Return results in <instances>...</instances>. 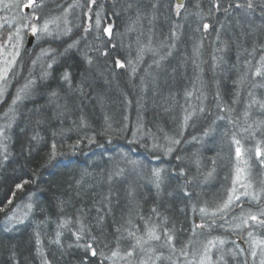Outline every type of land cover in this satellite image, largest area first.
Masks as SVG:
<instances>
[{
	"label": "trees",
	"instance_id": "1",
	"mask_svg": "<svg viewBox=\"0 0 264 264\" xmlns=\"http://www.w3.org/2000/svg\"><path fill=\"white\" fill-rule=\"evenodd\" d=\"M65 2L78 26L44 41L50 66L44 79L35 74L33 96L18 105L0 141V264H152L157 256L181 264L193 260L194 247H203L209 235L228 240L229 254L214 264H249L233 241L239 231L225 229L219 209L225 195L206 209L208 192L195 187L221 159V167L225 159L234 162L235 145L246 154L254 148L253 120L244 112L261 101L258 95L248 101V94L264 81V0H183L179 14L173 0ZM51 7L37 8L38 21ZM92 9L100 24L80 37ZM106 26L111 36L104 35ZM139 27L153 34L155 50L142 61L127 51L138 39L130 31ZM6 28L0 19V38ZM22 51L17 80L31 60ZM87 58L99 64L89 66ZM126 59L140 61L134 72L114 67ZM155 65L160 69L153 77ZM13 90L0 103V118ZM225 130L231 134L226 154ZM256 143L264 160V138ZM257 162L260 177L264 168ZM218 190L213 183L210 191ZM25 204L31 207L24 215L13 212ZM249 205L264 210V194ZM150 228L162 238L133 248L136 238L148 239ZM180 242L190 243L185 254ZM123 249L134 255L125 257Z\"/></svg>",
	"mask_w": 264,
	"mask_h": 264
},
{
	"label": "rangeland",
	"instance_id": "2",
	"mask_svg": "<svg viewBox=\"0 0 264 264\" xmlns=\"http://www.w3.org/2000/svg\"><path fill=\"white\" fill-rule=\"evenodd\" d=\"M59 1L61 2L56 4L54 3V0H34L31 7H25V5L29 4V0H0V4H4V6L6 5V9L4 8L0 10V19L8 28H6L8 33H5V35L0 38V103L4 99L6 92H8V90L10 91L12 87L14 88L13 92L9 95L7 102H4V113L0 118V141L3 139L8 127L11 125L18 105L23 100L33 96L36 89L35 78L40 76L39 78L44 79L45 77L43 72H45V69H47L50 64L49 55L51 52L50 50L43 47L44 41L49 37L60 38L63 35L67 36L72 30L76 28V26H78V20L74 22L70 16L69 9H71V7L69 2H65L66 0ZM47 2L51 3V10L47 14L43 15V18L38 21L36 10L38 7H41V5H44ZM88 2L89 7H92L94 3L95 5H98L100 0H95V2H93V0H88ZM174 4L176 7L177 4L175 2ZM89 12L90 10L85 12V21L80 37L85 33L96 29L100 24V22L97 24L98 14L96 13L95 16L94 9H92L90 13ZM46 22L48 23L47 33L38 32L36 35L32 34L31 25L34 24L39 29L43 28ZM109 27L111 28V26H106L105 28ZM135 29L136 30L130 31V33L135 34L138 32V39H134V41L132 39L129 41L127 51L129 53L133 52L134 57L139 54L141 57L139 55L138 57L141 59L140 61H142L143 55L149 56L155 54V50L150 44V39H153V34L151 35L146 28L143 29L139 27ZM18 30L19 36H17ZM103 33L105 36H108L104 30ZM9 36H11V39H9ZM29 36L32 37V40L29 46H26L27 38ZM70 45L72 47H76L77 44H75L74 40ZM86 46L87 48H90L89 43ZM135 48H137V51H134ZM22 50H26V55L31 57V60L30 64L26 68L27 73H25V75L22 77L20 74L22 79L19 78L17 80V77L15 76L17 74V70H20V52L23 54ZM16 53L19 54L16 55ZM91 61V64L88 63L89 66H95L99 64L96 58L92 59ZM116 61L114 66L115 68H122L124 66V68H128L131 73L135 71L137 66L136 63H140V61L135 62L132 59H126V64L120 62V64L123 65L120 67L117 66ZM14 66L15 68L13 69ZM43 67L44 71L41 70ZM5 69H7L6 72L4 71ZM12 69L13 72H11ZM159 69L160 65H155L154 69L152 70L153 73L151 72L153 77L159 74L157 72ZM35 74L38 76L35 77ZM20 79L21 81H19ZM144 79L141 82V86L143 90H147L144 89L146 88L144 85L147 81ZM250 93L251 94H248V101H251V99L257 95L259 98H261L258 106L255 107L256 109L250 110L248 107L244 112L246 113L247 118L251 117V120H253L251 124L252 126L249 128L250 134L252 137H255L253 138V141L255 142L253 150L247 152L246 154L243 153L239 145H235L233 148L235 156L234 162L225 159V167H221L220 165H224V159H221V164L217 168L212 169L210 173L206 175L207 180L203 181V183H200L195 188L200 192L201 190L208 192V197L205 198L206 200H203V206L205 208L206 206L208 208H211L212 206L214 207V203L219 199H222L224 195L225 202L229 200V197L232 198V202L228 208H223L225 202H222L221 206H219L221 212L223 211L225 214V217H223V219L225 218L223 220L225 222V229L231 228L233 231H239L238 234L234 236L233 241L237 242L238 244L236 249H240V252L243 251L247 254L248 258L246 260L249 262V264H261V260L264 259V245L254 246L253 241H264V224L260 223V220L264 219L262 218L264 216H261V213L264 212V210L255 211L253 208L247 207V205L254 204L259 199L260 194H264V170L259 177L256 166L252 163V161L257 162L260 160V168H264V160H261L263 154L262 150L256 146L257 139L260 141L261 138H264V108L260 107L261 103H264V81L255 84L253 86V91ZM180 108L185 109L183 105H181ZM226 124V129L230 130L229 123ZM228 135H231L230 132L225 130V141H223L225 144V154L229 148L228 145L230 144L229 138H227ZM244 143L246 142L244 141ZM237 148L240 149L239 155H237ZM221 170L225 173L221 174L220 179L216 180V178L219 176L218 173ZM215 182L219 185V190L218 192H211L210 189ZM161 183H163V181H161ZM216 207L218 208V205ZM28 208L29 206L26 204L20 207L17 206L13 212L24 215L26 212L25 209ZM252 215L257 216L258 219L255 221L248 219ZM244 220H247L246 224L243 222ZM145 224L148 225L146 221ZM249 233H251V236ZM209 236L207 240L203 242V247L200 243L194 247L193 254L195 257L193 260H186L181 264H200L201 258L205 256L207 257L205 259V264H214L219 260V258L229 254V249L225 244V242L228 241L227 239L223 240L219 237L210 238ZM221 240L224 241L223 244L219 243ZM209 241H213L215 246L209 245ZM189 245V242L178 243V246H180V254H185L187 246ZM120 251L123 254L126 253V249ZM253 252L256 253L255 256L252 255ZM124 255L125 257L127 256L126 254ZM159 257L160 259L153 260L152 264H176L174 260L172 261L167 256Z\"/></svg>",
	"mask_w": 264,
	"mask_h": 264
},
{
	"label": "snow or ice",
	"instance_id": "3",
	"mask_svg": "<svg viewBox=\"0 0 264 264\" xmlns=\"http://www.w3.org/2000/svg\"><path fill=\"white\" fill-rule=\"evenodd\" d=\"M33 2H34V0H29V4L25 5V7H31V5H32ZM93 2H95V0H93ZM241 6H242V5H239V4L236 5V7H241ZM182 7H183V4H182V3H178V4H177V6H176L177 14H179V10H180V8H182ZM247 7H248V8H252V7H253L252 3L249 2V3L247 4ZM99 22H100L99 19H97V24H99ZM203 27H204L205 29H207V28L209 27V25H208V24H204ZM86 31H87V29H86ZM104 31H105L109 36H111V34H112V30H111L110 27H109V28H105ZM31 32H32L33 35H36L38 32H44V33H47V32H48V23L46 22V23L44 24L43 28H39V29L36 27V25H34V24L31 25ZM17 36H19V30L17 31ZM9 39H11V36H9ZM70 47H72V46L70 45ZM18 54H19V53H16V55H18ZM104 54L107 55V53H104ZM87 59H88V63L91 64V63H92L91 58H87ZM262 59H264V57H262ZM116 64H117V66H120V67L123 66L122 64H120L119 61H116ZM49 66H50V65H49ZM4 71L6 72L7 69H5ZM261 74H262V73H261V71H260L259 69H258V70L256 71V73H255V75H257V76H260ZM63 79L66 80V81H68V80H69V74H68V73H65L64 76H63ZM53 95H55V93H53ZM260 107H261V108H264V103H261ZM173 143H179V141H178V140H177V141H173ZM236 143L239 144V141H236ZM167 151H168V152H171L172 149H171V148H168ZM236 151H237V155H239V154H240V149L237 148ZM55 156H56L55 145H53V152H52V156H51L50 158H54ZM154 175L157 177V180L159 181V177H160V173H159V171H156V172L154 173ZM20 187H22V185H17V188H20ZM157 187H159V183H157ZM237 199H238V197H237ZM231 202H232V198L229 197V200H228L227 202H225V204L223 205V208H228L229 205L231 204ZM29 207H31V205H29ZM0 210H2V209H0ZM155 211H156V210L153 209V212H155ZM201 211L203 212L204 209H201ZM261 216H264V212L261 213ZM248 219H251V220L255 221V220L258 219V217L255 216V215H252V216H250ZM243 222L246 224V223H247V220H244ZM260 223H261V224H264V219L260 220ZM118 231H119V229H118ZM129 235L134 236L135 234L130 232ZM164 235H165L166 238H167V242L171 243V241H172V236H171L168 232H165ZM249 235L251 236V233H249ZM147 237H148L147 240H143V239H141V238H136V245H134L133 248L138 247V246L142 248V245L148 243L149 240L159 241V240L162 238L160 235H157V234H156V231H155L154 228H150V229H148V231H147ZM80 238H81V237H80L79 235H77V239L79 240ZM92 239H95V237H93ZM57 242H58V241H57ZM208 243H209V245L215 246V244H214L213 241H209ZM219 243H220V244H223L224 241L221 240ZM253 245H254V246L264 245V241H253ZM85 249H86V250H91V255H92V256H96V255L98 254V253L96 252V250L93 249V247H92L91 244H86V245H85ZM173 251H175L174 246H173ZM206 251H207V250H206ZM101 255H102V254H101ZM126 255L129 256V257H131V256L134 255V251H128V252L126 253ZM252 255L255 256L256 253L253 252ZM112 256H113V257L119 256V252H118V251H113V252H112ZM206 258H207L206 256H205V257H202V258H201V261H200V264H205V259H206ZM156 259H160V257L157 256ZM142 264H148V262H147V261H142ZM261 264H264V259L261 260Z\"/></svg>",
	"mask_w": 264,
	"mask_h": 264
},
{
	"label": "water",
	"instance_id": "4",
	"mask_svg": "<svg viewBox=\"0 0 264 264\" xmlns=\"http://www.w3.org/2000/svg\"><path fill=\"white\" fill-rule=\"evenodd\" d=\"M174 2H175L176 4H178V3H183V0H174ZM31 40H32V37L29 36V37L27 38V44H26V46H29Z\"/></svg>",
	"mask_w": 264,
	"mask_h": 264
}]
</instances>
